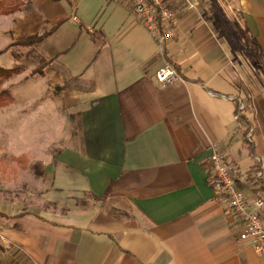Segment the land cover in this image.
I'll return each mask as SVG.
<instances>
[{"label": "crops", "instance_id": "1", "mask_svg": "<svg viewBox=\"0 0 264 264\" xmlns=\"http://www.w3.org/2000/svg\"><path fill=\"white\" fill-rule=\"evenodd\" d=\"M30 2L0 14L6 46L50 31L29 51L50 61L40 76L57 92L50 147L35 151L37 194L0 208V264H264L210 163L216 143L236 178L259 163L264 181V88L214 7L264 57V0H191L163 46L125 1ZM167 60L182 78L163 87L155 74Z\"/></svg>", "mask_w": 264, "mask_h": 264}, {"label": "rangeland", "instance_id": "2", "mask_svg": "<svg viewBox=\"0 0 264 264\" xmlns=\"http://www.w3.org/2000/svg\"><path fill=\"white\" fill-rule=\"evenodd\" d=\"M29 3L30 0H20L19 6L32 9ZM173 3L178 10L188 5L186 1L173 0ZM214 7L215 22L221 23L233 40L234 31L240 35L239 41L234 40L236 48L230 44L234 56L242 60L249 71L259 74V84L264 88V57L256 51V47L245 43L238 18L223 16L217 2ZM41 10L46 12L47 8H38L39 14ZM4 19L0 15V68L20 67L22 71L2 84V89H8L5 93L14 97V100L0 106V208L9 201L23 199L29 202L37 194L36 174L41 169V162L35 159L38 156L35 151L44 152L50 147V113H54L53 108L50 110V99L57 92L42 75L31 76L40 63L45 61L42 55L29 51L30 47L18 44L20 40L6 46L9 34L2 30ZM5 76V73L0 75V80H5ZM21 154L28 156L29 161L14 160L13 156Z\"/></svg>", "mask_w": 264, "mask_h": 264}, {"label": "built area", "instance_id": "3", "mask_svg": "<svg viewBox=\"0 0 264 264\" xmlns=\"http://www.w3.org/2000/svg\"><path fill=\"white\" fill-rule=\"evenodd\" d=\"M116 1L130 3L160 45L163 46L167 40L174 37L179 17L168 0ZM185 1L191 2V0ZM155 77L163 87L182 78L169 60L157 70ZM248 113L246 104L241 102L238 107V116L248 118ZM247 137L250 142H253L254 128L251 125L248 127ZM211 147L210 163L214 170L215 188L220 197L229 200L234 215L242 223L239 238L251 244L258 254L264 255V215L260 212L264 208V196H257L251 204L248 193L238 187L235 182L234 168L226 153L216 143H211ZM257 174L262 178L261 170ZM251 205L255 207L254 210H250ZM0 239L4 240L1 228Z\"/></svg>", "mask_w": 264, "mask_h": 264}, {"label": "trees", "instance_id": "4", "mask_svg": "<svg viewBox=\"0 0 264 264\" xmlns=\"http://www.w3.org/2000/svg\"><path fill=\"white\" fill-rule=\"evenodd\" d=\"M20 0H0V13H10L13 12L19 8H21V5L19 6ZM21 4V3H20ZM170 5L173 7V9L176 11V7L173 5L172 2H170ZM218 18H216L217 20ZM216 24L218 27L221 29V36H225L229 43L233 45L236 48L234 40H240V35L238 36V32L234 31L233 37L234 40L229 36L227 33V30L225 27L219 22ZM50 34V31H46L42 34H34V35H29L26 38L21 39L18 44L26 46V47H31V46H36L38 45L41 41H43L48 35ZM241 35L244 37L245 43L248 45H252L254 43V38H252L248 32L245 29H241ZM256 51L259 52V49L256 48ZM2 52V51H0ZM50 61L45 60L40 63V66L37 67V71H33L31 73V76H36V75H43L45 73L46 67L49 65ZM1 69V68H0ZM22 69L20 67H15V68H2L1 73H5L7 78L5 80H0V106L7 105L8 103L12 102L14 100V97L11 95L6 94L5 92L8 89H2V84L4 81L9 80L13 75L21 73ZM0 73V75H2ZM3 77V76H2ZM1 77V78H2ZM238 116V113H237ZM244 123H248V120L246 117L242 118L241 116H238ZM25 160V159H24ZM261 170V167L259 163H255L254 169L247 175L244 181L239 180L236 178L235 175V182L238 187L245 191H252L254 192L257 196H264V181L261 177L258 176V172ZM264 209V208H263Z\"/></svg>", "mask_w": 264, "mask_h": 264}]
</instances>
